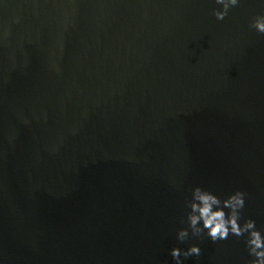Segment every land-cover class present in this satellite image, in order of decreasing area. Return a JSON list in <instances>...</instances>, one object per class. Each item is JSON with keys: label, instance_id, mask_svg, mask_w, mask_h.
I'll return each mask as SVG.
<instances>
[{"label": "water", "instance_id": "obj_1", "mask_svg": "<svg viewBox=\"0 0 264 264\" xmlns=\"http://www.w3.org/2000/svg\"><path fill=\"white\" fill-rule=\"evenodd\" d=\"M213 7L0 0V264H246L175 239L194 184L264 229V5Z\"/></svg>", "mask_w": 264, "mask_h": 264}, {"label": "clouds", "instance_id": "obj_2", "mask_svg": "<svg viewBox=\"0 0 264 264\" xmlns=\"http://www.w3.org/2000/svg\"><path fill=\"white\" fill-rule=\"evenodd\" d=\"M241 0H214L218 7L212 8V15L223 20L230 8L236 7ZM264 5V0H259ZM249 27L264 34V13L252 17ZM247 193L237 188L223 195L199 184L186 189L184 215L181 227L176 229L175 239L179 244L206 236L210 241L227 240L230 236L243 238L247 254L246 264H264V229L258 228L256 221L242 217ZM169 255L174 264H185L190 257H199L201 248L197 243L186 247L172 246Z\"/></svg>", "mask_w": 264, "mask_h": 264}]
</instances>
